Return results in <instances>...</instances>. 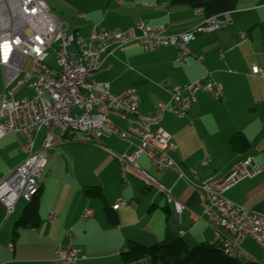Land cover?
<instances>
[{"label":"crops","instance_id":"crops-1","mask_svg":"<svg viewBox=\"0 0 264 264\" xmlns=\"http://www.w3.org/2000/svg\"><path fill=\"white\" fill-rule=\"evenodd\" d=\"M42 1L67 34L82 39H89L93 30L127 32L139 26L162 27L178 36L205 20L196 10L172 6L171 0ZM234 6L229 13L231 26L197 36L190 44L188 66L176 62L174 49L145 54L138 43H132L117 49L91 80L109 84L112 95L136 89L142 101L138 115L146 117L158 104L169 103L171 89L210 75L224 90L222 101L202 94L185 119L167 115L161 128L178 148L174 161L194 182L225 177L235 164L254 156L262 174L244 181L225 198L264 216V79L259 77L264 70V0H235ZM44 134L42 130L36 135L35 148H40ZM235 135L244 136L249 151L230 150L229 140ZM22 146L23 140L12 134L0 141V180L24 161ZM130 153L129 145L113 137L94 146L71 143L51 150L40 190L38 228L15 237V222L25 209L17 211L18 202L8 216L0 205V264H60L56 260L60 248L78 251L77 264H123L120 257L130 244L151 247L168 234L189 246L212 244L213 232L200 220V197L177 174L156 173L145 158L139 161L183 208L180 214L157 190L135 187L136 179L129 178L127 187L122 184L116 158ZM94 188L101 190L105 205L86 198L85 190ZM119 201L127 207L114 212L117 224L112 226L104 208L112 210ZM86 211L92 212L91 218L83 219ZM241 249L246 259L239 262L264 264V250L253 240H245Z\"/></svg>","mask_w":264,"mask_h":264},{"label":"built area","instance_id":"built-area-1","mask_svg":"<svg viewBox=\"0 0 264 264\" xmlns=\"http://www.w3.org/2000/svg\"><path fill=\"white\" fill-rule=\"evenodd\" d=\"M197 15L202 16L199 11ZM231 24L230 15L224 14L204 20L191 32L178 36L162 27L139 26L127 32L93 30L89 39H82L67 34V28L50 14L42 0H0V70L3 76L0 141L11 134L18 136L23 140L21 153L25 157L15 171L0 180V205L7 215L13 214L19 201L29 204L40 192L51 150L71 143L94 146L105 137H113L131 149L129 155L116 158L124 186H129V178H134L146 189L163 194L179 214L183 211L170 192L140 167L139 161L145 158L156 173H175L180 181L197 191L201 201L200 220L213 232L212 245L221 247L228 257L237 261L246 259L241 245L247 239L264 250V216L225 198L244 181L262 174L263 169L255 163V157L248 156L235 164L225 177L194 182L174 161L178 148L161 128L167 115L185 119L202 94L222 101L221 85L208 75L191 85L175 87L169 91V103L158 104L150 115L140 117L138 109L142 101L136 89L112 95L109 84L91 80L117 49L132 43H138L145 54L174 49L176 62L188 66L189 46L197 36L225 30ZM54 46H57L56 69L46 64ZM28 61L32 67L25 71ZM201 61L202 58L198 59ZM109 71L110 68L106 70ZM259 77L264 79V70L259 71ZM24 88L32 93L31 98L16 102L15 96ZM42 130L45 131L43 141L35 150L36 135ZM121 207L127 204L119 201L112 211ZM91 217V211L83 215V219ZM79 254L60 248L56 260L60 264H77Z\"/></svg>","mask_w":264,"mask_h":264},{"label":"trees","instance_id":"trees-1","mask_svg":"<svg viewBox=\"0 0 264 264\" xmlns=\"http://www.w3.org/2000/svg\"><path fill=\"white\" fill-rule=\"evenodd\" d=\"M235 0H171L175 7H188L199 11L202 17L212 19L234 11ZM232 152H247L250 146L242 135H235L229 140ZM241 149V150H240ZM85 196L89 200H97L105 205L101 190L98 188L86 189ZM40 192L30 201L20 219L13 228V234L18 236L20 231L36 229L40 225ZM110 225L117 224L114 212L107 206L104 208ZM123 264H138L144 261L147 264H243L228 257L221 247L212 244H201L190 247L178 236L168 234L163 241L151 247L130 244L128 251L121 255ZM251 264V263H249Z\"/></svg>","mask_w":264,"mask_h":264},{"label":"rangeland","instance_id":"rangeland-1","mask_svg":"<svg viewBox=\"0 0 264 264\" xmlns=\"http://www.w3.org/2000/svg\"><path fill=\"white\" fill-rule=\"evenodd\" d=\"M57 50V46H54L50 51H49V57L48 59L46 60V64L48 66H50L51 68H54L56 69V62H55V51ZM32 67V63L31 61H28L25 65V71H28L30 70ZM98 81V80H97ZM0 90H3V76H2V72L0 70ZM32 96V93L29 92L26 88L22 89L16 96H15V101L16 102H20L22 101L23 99L25 98H31ZM35 150H38V145L36 146ZM137 183L135 187H138L140 188L141 190L145 191L146 192V189L144 187L143 184L139 183V182H135ZM151 192V191H149ZM28 206L27 203H25L23 200L19 201V204L17 205V211H22L23 209H25L26 207ZM17 222V221H16ZM15 222V223H16ZM201 243L197 244V245H191L190 244V247H197L199 246Z\"/></svg>","mask_w":264,"mask_h":264}]
</instances>
